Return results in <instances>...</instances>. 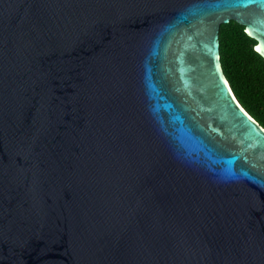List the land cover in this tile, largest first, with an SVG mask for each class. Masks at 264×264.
I'll return each instance as SVG.
<instances>
[{
    "label": "water",
    "instance_id": "1",
    "mask_svg": "<svg viewBox=\"0 0 264 264\" xmlns=\"http://www.w3.org/2000/svg\"><path fill=\"white\" fill-rule=\"evenodd\" d=\"M231 20L264 57V0H0V264H264Z\"/></svg>",
    "mask_w": 264,
    "mask_h": 264
},
{
    "label": "trees",
    "instance_id": "2",
    "mask_svg": "<svg viewBox=\"0 0 264 264\" xmlns=\"http://www.w3.org/2000/svg\"><path fill=\"white\" fill-rule=\"evenodd\" d=\"M256 42L236 20L221 25L223 69L240 103L264 126V57Z\"/></svg>",
    "mask_w": 264,
    "mask_h": 264
},
{
    "label": "flooded vegetation",
    "instance_id": "3",
    "mask_svg": "<svg viewBox=\"0 0 264 264\" xmlns=\"http://www.w3.org/2000/svg\"><path fill=\"white\" fill-rule=\"evenodd\" d=\"M254 117V116H253ZM255 118V117H254ZM256 119V118H255ZM257 120V119H256ZM258 121V120H257ZM259 122V121H258ZM260 123V122H259ZM261 124V123H260ZM262 125V124H261ZM263 126V125H262ZM264 127V126H263Z\"/></svg>",
    "mask_w": 264,
    "mask_h": 264
}]
</instances>
